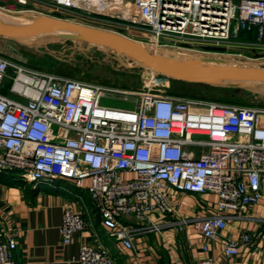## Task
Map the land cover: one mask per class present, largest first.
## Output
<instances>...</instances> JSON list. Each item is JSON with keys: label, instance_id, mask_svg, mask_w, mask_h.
Returning a JSON list of instances; mask_svg holds the SVG:
<instances>
[{"label": "built area", "instance_id": "obj_1", "mask_svg": "<svg viewBox=\"0 0 264 264\" xmlns=\"http://www.w3.org/2000/svg\"><path fill=\"white\" fill-rule=\"evenodd\" d=\"M29 0H15L25 5ZM31 1V0H30ZM47 10L89 20L128 36L130 27L151 45L201 39L230 43L240 30L264 36V0H32ZM103 21V22H102ZM106 21V22H104ZM0 172L18 170L24 180L85 178L102 224L132 248L139 230L159 231L158 212H176L175 192L215 195L213 211L196 221L202 237L196 264H214L210 243L225 225L259 203L264 176V108L165 94L149 88L119 89L41 71L0 54ZM115 98L128 103H102ZM133 177L124 179L123 172ZM186 220L179 221V228ZM86 223L66 205L60 241L72 242ZM256 234L225 238L223 255H237ZM16 239L0 229V264H16ZM75 264H117L108 251L80 245Z\"/></svg>", "mask_w": 264, "mask_h": 264}, {"label": "crops", "instance_id": "obj_2", "mask_svg": "<svg viewBox=\"0 0 264 264\" xmlns=\"http://www.w3.org/2000/svg\"><path fill=\"white\" fill-rule=\"evenodd\" d=\"M242 31L240 42H258L264 47V36L258 40L255 31ZM0 91L8 93L7 86ZM122 176L126 179L134 174L126 171ZM88 183V178L80 185L64 178L31 182L24 180L18 170L0 172V229L17 241L16 264H75L71 258L77 255L83 243L106 249L117 264H196L202 254V237L196 221L213 211L214 194L175 192L174 214H150L151 220L161 225L159 231L139 230L141 226L133 217L124 218L125 223L138 229L132 235L133 247L126 248L102 224L87 191ZM260 186L259 203L250 206L243 215L232 218L220 237L210 243L209 254L214 264H264V176ZM66 205L80 211L86 223L68 244L60 241L58 233L62 209ZM182 219L186 222L180 229ZM244 232L256 234L253 243L241 244L237 255L225 257L224 239H237Z\"/></svg>", "mask_w": 264, "mask_h": 264}, {"label": "rangeland", "instance_id": "obj_3", "mask_svg": "<svg viewBox=\"0 0 264 264\" xmlns=\"http://www.w3.org/2000/svg\"><path fill=\"white\" fill-rule=\"evenodd\" d=\"M7 1V5L0 7V12L7 14L12 20L22 22L36 16L50 15L51 12L32 0L26 2L23 7H17L15 0ZM91 19L74 18L70 20L104 30L113 29L105 25H95L89 21ZM126 32L129 38L138 40L142 45L150 46L151 49L154 48V51L174 54L178 52L181 54V60L183 59L188 66L190 63L189 67L195 69L214 65L222 68L232 66L264 68V47L258 42H240L243 38L242 30L237 36H232L230 43L214 44L201 39H190L184 44L173 42L168 46H154L147 43L150 41L145 39V33L136 28L130 27ZM212 47H224V50ZM0 54L41 71L53 72L89 83L119 89L149 88L158 93L264 108V81L239 78L220 81L175 79L114 49L83 41L69 34L39 31L11 36L0 35ZM6 83L7 81L0 87V90L5 88ZM102 103L117 107L128 105L115 98L102 99Z\"/></svg>", "mask_w": 264, "mask_h": 264}, {"label": "water", "instance_id": "obj_4", "mask_svg": "<svg viewBox=\"0 0 264 264\" xmlns=\"http://www.w3.org/2000/svg\"><path fill=\"white\" fill-rule=\"evenodd\" d=\"M7 0H0V7L7 5ZM17 7H23L15 2ZM46 28H60L71 31L73 36L123 53L137 59L146 66L162 72L172 78L189 81H220L233 78L264 81V68L225 67L222 72L204 74L199 70L189 67L183 61L173 60L163 53L146 51L144 46L133 38L115 33L102 28L76 23L70 20L69 15L52 12L50 15L36 16L27 23L8 24L0 26V35L11 36L30 32H39ZM95 31V32H93ZM224 50V47H212Z\"/></svg>", "mask_w": 264, "mask_h": 264}, {"label": "bare ground", "instance_id": "obj_5", "mask_svg": "<svg viewBox=\"0 0 264 264\" xmlns=\"http://www.w3.org/2000/svg\"><path fill=\"white\" fill-rule=\"evenodd\" d=\"M29 21L25 20V21H18V20H12V18H9L7 14L5 13H1L0 12V26L2 25H8V24H20V23H27ZM41 32L43 33H63V34H69L70 36H73V33L71 31L68 30H64V29H60V28H46L44 30H41ZM95 32V31H93ZM144 49L146 51L152 52L154 53L155 51L153 49L150 48V46L147 47V45H143ZM158 52V51H157ZM163 54H165L166 56H168L169 58L173 59V60H178V61H183V59L181 60V54H179L178 52L176 54L172 53V52H166L163 51ZM184 57V56H183ZM192 59V57H191ZM185 60V59H184ZM192 61V60H191ZM196 62V61H195ZM194 63H192L193 65ZM203 64V63H202ZM190 66V63H189ZM215 66V65H214ZM214 66H203V67H198L197 70H199L201 73L204 74H212L215 72H222L225 71L226 68H222V67H214Z\"/></svg>", "mask_w": 264, "mask_h": 264}, {"label": "trees", "instance_id": "obj_6", "mask_svg": "<svg viewBox=\"0 0 264 264\" xmlns=\"http://www.w3.org/2000/svg\"><path fill=\"white\" fill-rule=\"evenodd\" d=\"M7 84L5 85V88H6Z\"/></svg>", "mask_w": 264, "mask_h": 264}]
</instances>
